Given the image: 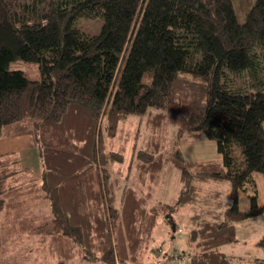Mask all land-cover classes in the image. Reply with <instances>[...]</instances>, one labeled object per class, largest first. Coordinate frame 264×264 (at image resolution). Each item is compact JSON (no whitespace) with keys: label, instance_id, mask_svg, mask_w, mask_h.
Listing matches in <instances>:
<instances>
[{"label":"trees","instance_id":"obj_1","mask_svg":"<svg viewBox=\"0 0 264 264\" xmlns=\"http://www.w3.org/2000/svg\"><path fill=\"white\" fill-rule=\"evenodd\" d=\"M252 4L240 21L234 0H0V138L32 125L42 170L38 179L0 154V254L28 238L57 264H148L159 217L176 231L188 207L189 257L160 264H246L221 247L237 241L236 222L264 214L252 175L264 176V0ZM82 19L100 20L99 32ZM17 59L42 78L10 70ZM203 135L221 159L184 157L182 140ZM169 164L180 172L175 204H152ZM226 180L227 204L201 185Z\"/></svg>","mask_w":264,"mask_h":264},{"label":"rangeland","instance_id":"obj_2","mask_svg":"<svg viewBox=\"0 0 264 264\" xmlns=\"http://www.w3.org/2000/svg\"><path fill=\"white\" fill-rule=\"evenodd\" d=\"M238 10V18L244 21L245 14L251 8L255 0H234ZM79 26L91 33L99 32L101 26L100 20L82 19ZM10 70H22L25 75L34 80L42 78L39 65L23 59H17L10 63ZM170 129L175 130V126H170ZM203 135L198 138H190L182 140L180 148L187 160H206V159H221L222 156L217 150L215 141L207 138L204 143ZM38 134L35 128L28 123H21L11 130L7 131L0 138V144H5L1 152H11L20 159V166L29 168L34 172V175L41 171L40 149L38 143ZM200 141V143H197ZM1 148V147H0ZM130 151L127 153V160L124 167L126 168L130 160ZM256 180L258 202L264 204V176L262 173L255 171L252 173ZM201 185L210 190H219L221 192L222 204L231 202L230 181H205ZM181 188L179 170L169 164L166 167L165 175L161 182L155 187L152 195L151 203L157 204L164 202L167 204H175L177 195ZM252 189H244L239 192V206L241 210L248 211L251 207L250 194ZM163 217H159L158 224L152 237V243L149 247L148 264H160L162 258L176 256L180 251L186 250L184 261L189 257L188 254V233L194 228L196 221L191 218V211L188 207H181L174 214L176 231H170L169 225L163 221ZM237 233V241L234 243L224 244L221 251L242 256L246 259V264L249 259L256 257L264 258V250L257 245V242L264 234V214L247 218L238 221L235 224ZM159 245L161 249L159 248ZM163 250V251H159ZM0 264H57V260L51 256V253L46 246L39 243L35 239L21 238L10 239L4 243L3 251L0 254ZM76 264H94L81 262ZM96 264V263H95Z\"/></svg>","mask_w":264,"mask_h":264},{"label":"crops","instance_id":"obj_3","mask_svg":"<svg viewBox=\"0 0 264 264\" xmlns=\"http://www.w3.org/2000/svg\"><path fill=\"white\" fill-rule=\"evenodd\" d=\"M5 144H0V149H2V147H4ZM8 153V152H7ZM0 154H3V152L0 151ZM41 173H42V170L39 171L37 174H35V177L38 178V179H41ZM32 198V196H31ZM30 198V199H31ZM33 199V198H32ZM31 201V200H30ZM29 201V203L31 204V202ZM33 201V200H32ZM32 206L33 207H36L39 211L40 210H47V211H50V203L48 200H37L35 202H32ZM39 207V208H38Z\"/></svg>","mask_w":264,"mask_h":264},{"label":"clouds","instance_id":"obj_4","mask_svg":"<svg viewBox=\"0 0 264 264\" xmlns=\"http://www.w3.org/2000/svg\"><path fill=\"white\" fill-rule=\"evenodd\" d=\"M203 142H204V143L207 142V137L204 138V141H203ZM197 143H200V141H197Z\"/></svg>","mask_w":264,"mask_h":264}]
</instances>
